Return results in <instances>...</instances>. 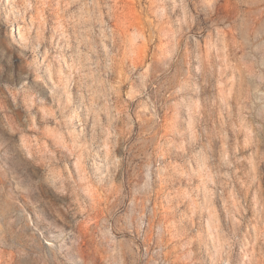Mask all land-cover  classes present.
<instances>
[{"label": "rangeland", "instance_id": "rangeland-1", "mask_svg": "<svg viewBox=\"0 0 264 264\" xmlns=\"http://www.w3.org/2000/svg\"><path fill=\"white\" fill-rule=\"evenodd\" d=\"M0 264H264V0H0Z\"/></svg>", "mask_w": 264, "mask_h": 264}]
</instances>
